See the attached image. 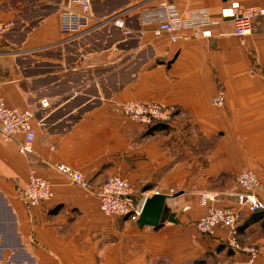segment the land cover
I'll return each mask as SVG.
<instances>
[{
  "label": "crops",
  "instance_id": "1",
  "mask_svg": "<svg viewBox=\"0 0 264 264\" xmlns=\"http://www.w3.org/2000/svg\"><path fill=\"white\" fill-rule=\"evenodd\" d=\"M65 1L0 0V21H16L0 39V96L31 109L37 131L31 155L19 149L23 134L0 138V264H211L206 254L229 251L228 233L197 230L208 207L201 192L218 194L208 204L232 207L240 171L252 169L264 184V18L245 36L221 19L211 36L188 29L172 41L139 32L140 13L162 0H92L94 25L123 13L133 32L106 24L66 40L59 16ZM168 1L183 14L206 8L219 19L234 1L264 6ZM220 86L225 104L216 107ZM127 100L176 112L165 128L153 129L114 104ZM59 163L82 170L93 185L119 174L136 199L168 195L176 222L141 226L106 216L98 197L59 172ZM33 168L51 181L53 197L31 207L21 191ZM263 218L244 208L237 223L239 241L260 247L255 264H264ZM223 264H248L247 255L231 250Z\"/></svg>",
  "mask_w": 264,
  "mask_h": 264
},
{
  "label": "built area",
  "instance_id": "2",
  "mask_svg": "<svg viewBox=\"0 0 264 264\" xmlns=\"http://www.w3.org/2000/svg\"><path fill=\"white\" fill-rule=\"evenodd\" d=\"M59 16L60 29L66 40H73L94 27L106 24L124 29L127 34L133 32L127 27L123 13L114 14L94 25L92 0H66L59 11ZM261 18H264L262 5H245L234 1L221 10L219 19L211 16L206 8L183 14L174 3L162 0L140 13L142 29L139 32L143 34L145 30H150L156 37L167 35L170 40L177 41L182 32L188 29L197 35L211 36V28L217 26L221 19H231L235 25L234 34L245 36L252 32L254 24ZM15 25V20L0 21V39L4 38ZM225 98V89L220 86L213 97V104L222 107ZM114 104L123 115L147 127L158 123H170L176 112L175 107L158 102L127 100L115 101ZM42 105L48 106V100H42ZM33 118L34 112L31 109L10 107L4 97L0 96V138L7 139L16 134H23L19 149L26 155L34 153L37 131ZM56 168L71 182L94 193L98 197L101 211L106 216H127L138 220L148 196L136 199V189L127 178L114 174L106 177L100 184L93 185L91 179L80 169L66 163H59ZM263 190L264 184L259 175L252 169H244L236 175L235 183L230 189V195L235 198L237 206L217 207L208 204L214 202L218 194L201 192L202 203L208 207L205 214L196 221L197 230L209 236H216L220 229L226 230L227 246L236 252H244L247 255V263L255 264L261 253L260 247L256 244L247 246L241 244L238 239L237 223L244 208L253 213H264V199L260 196ZM21 194L29 206H38L53 197L52 183L33 168L29 182Z\"/></svg>",
  "mask_w": 264,
  "mask_h": 264
},
{
  "label": "water",
  "instance_id": "3",
  "mask_svg": "<svg viewBox=\"0 0 264 264\" xmlns=\"http://www.w3.org/2000/svg\"><path fill=\"white\" fill-rule=\"evenodd\" d=\"M168 195L154 193L148 196L144 202L142 212L138 218L141 226H158L165 220L176 222V219L169 213L167 204Z\"/></svg>",
  "mask_w": 264,
  "mask_h": 264
},
{
  "label": "rangeland",
  "instance_id": "4",
  "mask_svg": "<svg viewBox=\"0 0 264 264\" xmlns=\"http://www.w3.org/2000/svg\"><path fill=\"white\" fill-rule=\"evenodd\" d=\"M242 244V243H241ZM243 245V244H242ZM228 247V246H227ZM233 251V250H232ZM227 254H223L220 255L221 253H216V256L213 254V253H210V254H206V257L208 258V260H210V263L211 264H223L224 261L226 260V257L229 253H231V249H229V251L226 252ZM211 255L213 257H211Z\"/></svg>",
  "mask_w": 264,
  "mask_h": 264
},
{
  "label": "trees",
  "instance_id": "5",
  "mask_svg": "<svg viewBox=\"0 0 264 264\" xmlns=\"http://www.w3.org/2000/svg\"><path fill=\"white\" fill-rule=\"evenodd\" d=\"M157 128H159V129H163V128H165V124L164 123H158V124H155L154 126H153V129H157ZM256 216H257V219H262V217L264 216V213H262V212H260V213H254ZM211 237H213V236H211ZM231 249V248H230ZM232 250V249H231ZM234 251V250H233ZM198 263H200V262H198Z\"/></svg>",
  "mask_w": 264,
  "mask_h": 264
}]
</instances>
